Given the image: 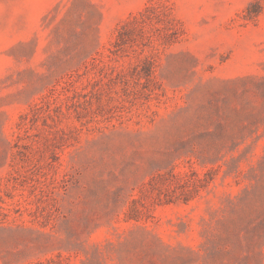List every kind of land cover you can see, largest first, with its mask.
I'll use <instances>...</instances> for the list:
<instances>
[{
  "label": "rangeland",
  "instance_id": "obj_1",
  "mask_svg": "<svg viewBox=\"0 0 264 264\" xmlns=\"http://www.w3.org/2000/svg\"><path fill=\"white\" fill-rule=\"evenodd\" d=\"M0 264H264V0H0Z\"/></svg>",
  "mask_w": 264,
  "mask_h": 264
}]
</instances>
